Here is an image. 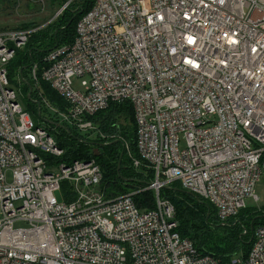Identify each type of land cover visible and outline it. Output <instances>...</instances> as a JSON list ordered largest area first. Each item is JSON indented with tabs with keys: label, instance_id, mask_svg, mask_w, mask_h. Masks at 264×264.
Wrapping results in <instances>:
<instances>
[{
	"label": "built area",
	"instance_id": "built-area-1",
	"mask_svg": "<svg viewBox=\"0 0 264 264\" xmlns=\"http://www.w3.org/2000/svg\"><path fill=\"white\" fill-rule=\"evenodd\" d=\"M74 1L62 0L55 18ZM148 1L92 0L72 41L32 62L28 77L64 100L59 110L38 92L58 124L79 133H98L88 116L110 103H130L139 158L127 153L133 167L153 171L144 188L154 194L150 209L134 203L139 190L107 196L94 158L59 160L64 149L33 120L8 75L17 51L45 25L0 29V264H220L179 235L174 205L160 190L179 183L221 222L245 208V198L258 201L264 0ZM252 238L247 255L227 264H264V225Z\"/></svg>",
	"mask_w": 264,
	"mask_h": 264
},
{
	"label": "trees",
	"instance_id": "trees-1",
	"mask_svg": "<svg viewBox=\"0 0 264 264\" xmlns=\"http://www.w3.org/2000/svg\"><path fill=\"white\" fill-rule=\"evenodd\" d=\"M55 3L60 5L62 0H56ZM91 5L92 0H75L54 20L33 32L26 46L18 50L8 64L10 81H13L14 76L18 78L19 98L24 101L23 106L33 120L40 118L34 102V100L41 102L38 92H41L51 106L59 110H63L66 103L43 81L38 88H33L28 77L29 66L32 62L42 61L48 50L56 44L72 41L79 11H87ZM73 16L72 22L67 25ZM39 26V24H30L19 28ZM28 83L33 88L30 97H28L30 85ZM43 109L48 111L41 102L40 114ZM88 119L92 120L98 130L92 138L81 135L67 123L59 125L57 116L53 113L48 117V120L54 124H49L47 128L58 146L65 151L59 160L70 162L74 159L94 158L102 169L101 189L107 196L139 190L133 195L134 203L140 209L152 208L153 191L144 188L152 180L153 171L144 166L133 167L127 153L129 150L132 156L139 158L135 143L136 124L130 103L112 102L106 109L88 116ZM92 148H97L98 152L92 153ZM121 153L120 167L117 169ZM159 195L167 198L174 205L175 219L178 222L176 231L179 235L190 240L200 254L211 255L220 264H227L235 255L245 257L250 250L256 227L264 225V208L245 207L235 217L221 222L217 219L214 208L207 201L182 191L177 182L162 188Z\"/></svg>",
	"mask_w": 264,
	"mask_h": 264
},
{
	"label": "rangeland",
	"instance_id": "rangeland-1",
	"mask_svg": "<svg viewBox=\"0 0 264 264\" xmlns=\"http://www.w3.org/2000/svg\"><path fill=\"white\" fill-rule=\"evenodd\" d=\"M149 5V1L145 0ZM56 0H0V29L27 26L30 24H39L40 26L46 25L50 19L55 18L58 10ZM15 89H18L20 82L16 76L13 77L11 82ZM18 85V86H17ZM77 83L74 82L76 87ZM24 104L23 100H20ZM52 114L50 110H42L41 117L34 119V121L42 126H49L42 118H47ZM85 137L92 138L94 133L80 132ZM92 153H97V148H92ZM7 183L12 182L11 172L6 173ZM254 193L258 197V201H254L252 197L245 198L247 208L261 209L264 208V176H262L254 186ZM55 196L58 200L63 199L61 193H56Z\"/></svg>",
	"mask_w": 264,
	"mask_h": 264
},
{
	"label": "water",
	"instance_id": "water-1",
	"mask_svg": "<svg viewBox=\"0 0 264 264\" xmlns=\"http://www.w3.org/2000/svg\"><path fill=\"white\" fill-rule=\"evenodd\" d=\"M72 20H73V17L68 21L67 25H69V24L72 22ZM31 90H32V89H31V87H30V85H29L28 97H30ZM34 102H35L36 105H37V115H38L39 117H41V114H40V102H39V101H34ZM43 120H44V121H49V122H50V120H48V119H44V118H43ZM121 157H122V153L120 154V157H119L118 162H117V169H119V167H120ZM181 190L184 191V192H187V193H190V194L194 195L193 193H191V192H189V191H186V190H183V189H181ZM194 196H196V195H194ZM196 197H197V196H196Z\"/></svg>",
	"mask_w": 264,
	"mask_h": 264
}]
</instances>
